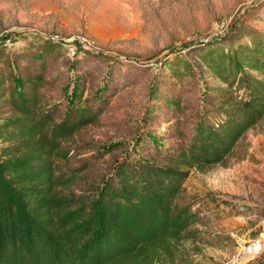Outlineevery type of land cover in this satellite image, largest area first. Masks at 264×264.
<instances>
[{"label":"trees","instance_id":"1","mask_svg":"<svg viewBox=\"0 0 264 264\" xmlns=\"http://www.w3.org/2000/svg\"><path fill=\"white\" fill-rule=\"evenodd\" d=\"M19 40L9 39L12 67L0 41V109L11 111L0 121V264H163L180 241L201 240L205 223L183 201V184L190 169L221 164L263 119L264 34L240 24L185 47L199 64L189 130L180 90L193 70L175 52L161 65L175 94L157 99L170 116L171 138L154 141L151 160L116 161L88 192H77L76 176L59 164L69 156L67 143L101 111L82 102L75 86L63 110L49 105L45 73L61 46L34 37L15 52Z\"/></svg>","mask_w":264,"mask_h":264},{"label":"rangeland","instance_id":"2","mask_svg":"<svg viewBox=\"0 0 264 264\" xmlns=\"http://www.w3.org/2000/svg\"><path fill=\"white\" fill-rule=\"evenodd\" d=\"M261 1L0 0L5 64L12 67L11 38L20 39L15 52L34 37L54 40L61 51L47 65L46 101L63 110L75 86L82 102L101 111L96 124L67 143L69 156L59 164L76 176L77 192L98 185L116 161L151 160L154 141L159 146L169 141L170 116L157 99L175 94L161 66L175 52L176 60L184 59L193 70L180 90L189 130L198 104L194 74L199 64L185 47L240 24L264 34V8L247 13ZM80 45L88 52L78 50ZM1 107L0 121L11 115L8 105ZM182 199L204 221L198 228L202 237L180 241L162 256L163 264H264L259 237L264 227V117L221 164L190 169Z\"/></svg>","mask_w":264,"mask_h":264},{"label":"built area","instance_id":"3","mask_svg":"<svg viewBox=\"0 0 264 264\" xmlns=\"http://www.w3.org/2000/svg\"><path fill=\"white\" fill-rule=\"evenodd\" d=\"M222 25L220 26L221 29ZM260 240L264 242V227H262L260 233H259Z\"/></svg>","mask_w":264,"mask_h":264}]
</instances>
